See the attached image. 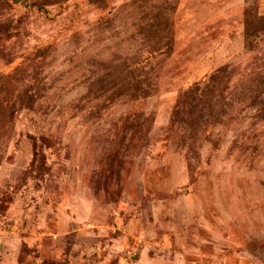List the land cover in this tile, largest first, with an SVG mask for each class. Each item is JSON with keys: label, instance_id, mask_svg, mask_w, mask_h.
Listing matches in <instances>:
<instances>
[{"label": "rangeland", "instance_id": "obj_1", "mask_svg": "<svg viewBox=\"0 0 264 264\" xmlns=\"http://www.w3.org/2000/svg\"><path fill=\"white\" fill-rule=\"evenodd\" d=\"M200 246L264 264V0H0V264Z\"/></svg>", "mask_w": 264, "mask_h": 264}, {"label": "trees", "instance_id": "obj_2", "mask_svg": "<svg viewBox=\"0 0 264 264\" xmlns=\"http://www.w3.org/2000/svg\"><path fill=\"white\" fill-rule=\"evenodd\" d=\"M90 2L93 0H89ZM93 3V2H92ZM249 20V19H248ZM248 29L247 34L249 36H254L258 34V29H256L254 32H250V25H252V21H248ZM154 27V26H151ZM169 34V32H168ZM171 51V48L170 50ZM225 69H220L219 72L214 75L211 79V83L207 84L206 89L203 92H199L200 85H196L195 87H192L189 91L183 93L181 95L180 104L185 109V120L192 128H197L200 125V122L203 120V111L205 109L211 110L216 106V100L215 97L219 95L220 90L223 87L224 80H223V74H225ZM124 81L120 83V89L124 87L123 85ZM141 88V87H140ZM140 88L136 91L135 94H133L132 98H143L150 95V91L143 90L144 92H138ZM123 95L122 90L117 93L116 95L112 96V100L116 97H120ZM199 112L200 116H195V114Z\"/></svg>", "mask_w": 264, "mask_h": 264}, {"label": "crops", "instance_id": "obj_3", "mask_svg": "<svg viewBox=\"0 0 264 264\" xmlns=\"http://www.w3.org/2000/svg\"><path fill=\"white\" fill-rule=\"evenodd\" d=\"M210 249L200 246L194 252L195 254H186L188 262L186 264H254L249 258L242 254L235 253H214L209 252ZM191 257V258H190Z\"/></svg>", "mask_w": 264, "mask_h": 264}, {"label": "built area", "instance_id": "obj_4", "mask_svg": "<svg viewBox=\"0 0 264 264\" xmlns=\"http://www.w3.org/2000/svg\"><path fill=\"white\" fill-rule=\"evenodd\" d=\"M142 243V240L138 237L133 238L132 243L128 247V255L134 256L136 254L138 246Z\"/></svg>", "mask_w": 264, "mask_h": 264}]
</instances>
